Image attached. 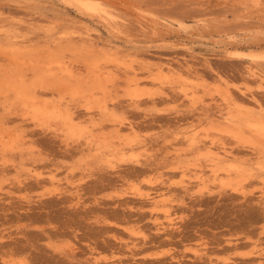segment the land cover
I'll return each instance as SVG.
<instances>
[{"label":"rangeland","instance_id":"obj_1","mask_svg":"<svg viewBox=\"0 0 264 264\" xmlns=\"http://www.w3.org/2000/svg\"><path fill=\"white\" fill-rule=\"evenodd\" d=\"M92 3L0 0V264H264V0Z\"/></svg>","mask_w":264,"mask_h":264},{"label":"bare ground","instance_id":"obj_2","mask_svg":"<svg viewBox=\"0 0 264 264\" xmlns=\"http://www.w3.org/2000/svg\"><path fill=\"white\" fill-rule=\"evenodd\" d=\"M67 1H69V0H67ZM80 1H83V3L88 7V8H90V9H92V10H97V7H96V5H94L93 3H92V0H80ZM101 10V9H100ZM102 11V10H101ZM93 12V11H92ZM93 13H95V12H93ZM101 15V14H100ZM103 17V16H102ZM31 38V37H30ZM77 53V52H76ZM75 53V54H76ZM59 57V56H58ZM9 58V57H8ZM20 58V57H19ZM11 59V58H10ZM13 61H15V60H17L18 59V57H17V55L16 54H13ZM56 61V59H53V60H51V61H49V62H51V63H56L55 62ZM58 61V60H57ZM61 62V61H60ZM86 67V66H85ZM55 68V67H54ZM14 70V69H13ZM88 70V69H87ZM12 71V70H11ZM18 71V70H17ZM7 72H8V70H7ZM13 72V71H12ZM9 75H10V73H9ZM18 75V74H17ZM2 76V75H1ZM11 76V75H10ZM13 76H11V78H12ZM37 77H38V79H39V82L41 81V79H42V75L41 74H38L37 75ZM256 80V79H255ZM61 81V80H60ZM1 82V81H0ZM63 82V81H62ZM11 83H13L14 85H15V87H17L18 88V84H20L19 82H11V79H7L5 82H1L0 83V87L2 86V85H5V84H11ZM64 83V82H63ZM67 84V83H66ZM28 88V87H27ZM55 88V87H54ZM68 88V87H67ZM71 88V87H70ZM69 88V89H70ZM3 89V88H2ZM5 89V88H4ZM21 89V88H20ZM29 89V88H28ZM28 89H26V90H28ZM6 90V89H5ZM17 90V89H16ZM66 90V89H65ZM77 90V89H76ZM25 91V90H24ZM78 91V90H77ZM81 91V90H80ZM28 92V91H27ZM76 92V91H75ZM14 93V92H13ZM3 94V93H2ZM29 94V93H28ZM5 95V94H4ZM18 97V96H17ZM22 98V97H21ZM27 100V99H26ZM25 100V102L27 103V101ZM24 101V100H23ZM20 102H22V100L20 101ZM31 102H33L32 100H31ZM31 102H29V103H31ZM23 103V102H22ZM34 103V102H33ZM32 103V104H33ZM31 104V105H32ZM41 104V103H40ZM20 105V104H19ZM34 105V104H33ZM32 105V106H33ZM40 106V105H39ZM47 106V105H46ZM53 106V105H52ZM57 106V105H56ZM41 107V106H40ZM48 107V106H47ZM46 107V108H47ZM42 108V107H41ZM40 108V109H41ZM51 108V107H50ZM39 109V108H38ZM60 109V108H59ZM33 111H34V109H33ZM38 111V110H37ZM65 111V110H64ZM34 112H36V111H34ZM39 112H40V110H39ZM62 112V111H61ZM38 113V112H37ZM41 113V112H40ZM36 114V113H35ZM26 115V114H25ZM38 115H40V114H38ZM49 115V114H48ZM68 115V114H67ZM37 116V115H36ZM46 116V115H45ZM49 117V116H48ZM40 118H41V116H40ZM44 117H42V119H43ZM54 118H55V116H54ZM59 118V117H58ZM219 130V129H218ZM220 153V152H219ZM226 156V155H225ZM230 156V155H229ZM224 158V157H223ZM97 209V208H96ZM252 215V214H251ZM254 216H255V214H254ZM10 244V243H9ZM2 245V244H1ZM139 250V249H138ZM56 256V255H55ZM48 257V256H47Z\"/></svg>","mask_w":264,"mask_h":264}]
</instances>
